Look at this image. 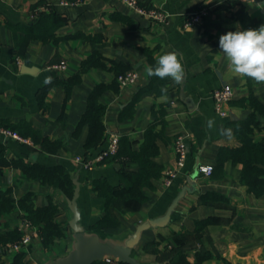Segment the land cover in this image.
Instances as JSON below:
<instances>
[{
  "label": "crops",
  "instance_id": "1",
  "mask_svg": "<svg viewBox=\"0 0 264 264\" xmlns=\"http://www.w3.org/2000/svg\"><path fill=\"white\" fill-rule=\"evenodd\" d=\"M139 2L170 13L169 22L150 19L122 0H0V124L29 137L38 132L61 142L57 151L50 152L39 144L0 135L5 156L61 165L73 178L78 176L85 236L116 246H124L139 224L163 216L185 190L168 224L142 232L128 254L133 262L107 253L92 264H172L179 252L191 264H264V193L249 189L243 179L244 163L232 154L243 146L236 133L238 121L254 115L248 136L254 142L264 140V83L233 73L219 48L222 34L264 24V9L257 8H264V0ZM45 5L48 8L42 10ZM202 8L207 9L204 19L189 31L186 14ZM37 10L49 15L39 22L33 17ZM173 50L182 58L183 82L170 79L163 87L166 93L145 91L151 82L146 73L151 60ZM95 52L100 64L82 70ZM61 63L67 67H54ZM123 69L138 72L137 84H118L117 74ZM49 77L51 82L45 83ZM74 79L77 82L70 83ZM224 86L233 89L226 116L216 111L213 98V92ZM96 91L105 107L106 130L105 142L93 155L105 150L114 136L120 137V149L128 156L140 153L150 140V160L160 172L142 188L143 204L135 209L115 207L118 224L107 228L97 227L107 213L106 198L96 183L105 180L122 188L123 173L139 172L141 163L135 156L126 162L112 158L88 170L75 160L76 155L88 153L90 125L81 121ZM209 118L215 120L211 131L206 126ZM221 126L233 130L232 140L219 134ZM180 134L188 144L187 162L167 185L166 170L177 168L173 143ZM201 164L214 165L213 174L199 172ZM7 190L16 200L34 193L36 207L53 201L59 207L57 221L65 227L64 234L48 246L36 232L21 250L23 262L68 264L78 243L69 223L73 212L68 196L54 185L29 178L20 168L0 165V191ZM14 229L26 231L19 207L0 215V234ZM10 245L0 246V264L16 262L18 251Z\"/></svg>",
  "mask_w": 264,
  "mask_h": 264
},
{
  "label": "trees",
  "instance_id": "2",
  "mask_svg": "<svg viewBox=\"0 0 264 264\" xmlns=\"http://www.w3.org/2000/svg\"><path fill=\"white\" fill-rule=\"evenodd\" d=\"M49 14L44 12L40 13L37 21L39 22ZM98 52H95L93 56L87 59L83 63L82 70H86L93 65L100 64ZM156 60H151L152 67L156 66ZM129 70V69H128ZM123 69L117 74L128 71ZM170 79H159L158 77H151L149 87L145 91L155 92L156 94L162 93L161 89L169 83ZM74 79L70 83H76ZM68 84V83H67ZM97 91L89 98V105L86 114L84 115L81 123L90 125V135L86 143L88 153L85 156H92L94 149L105 142V125L103 122V114L105 107L99 103ZM254 115L248 120L238 121L236 125V133L243 141V146L232 151L234 158L244 163L243 179L249 186L251 191H254L257 195L264 193V140L261 142H254L249 136L248 132L251 131V124L255 122ZM1 127L10 128L18 131L22 136L31 138L36 144L41 145L43 149L50 152H55L61 146V142L52 141L49 138L43 137L38 132L31 134V137L22 133L14 127L2 125ZM150 132V131H149ZM150 137V135H149ZM151 137V142H152ZM153 148L150 146V140L146 142L140 153H131L128 155L122 152L119 146V151L116 155L107 157L103 162L112 159L120 158L125 159L124 162L135 156L141 163L140 170L137 173L124 172L122 180L125 181V186L122 188H116L110 186L105 180H100L96 183L98 191L106 198L105 208L106 215L97 224V227L107 228L117 226L118 219L114 214L115 207L121 209L139 208L146 200V196L143 193L142 188L144 185H150L151 177L160 172H157L156 166L151 163L149 152ZM228 152V150H227ZM134 158V157H133ZM149 162V163H148ZM0 165L11 166L22 169V171L29 177L34 179H40L44 183H48L61 189L68 197H72L75 190V183L73 177L69 171L61 165L58 166H46L40 163H27L21 159H7L5 156V146L0 142ZM215 170V168H214ZM11 191H0V215L10 211L15 207H19L24 212V219L28 220L33 226L38 228L39 234L42 237L45 245H50L57 237L61 236L65 232V227L57 221V214L59 207L53 201H51L45 207H36L34 204V193H27L24 197L16 200L11 196ZM24 231L14 229L3 234H0V246L12 244L20 241L24 236ZM24 253L19 251L17 253L16 262L14 264H25L23 262ZM172 264H191L187 261L184 253L179 252L172 258Z\"/></svg>",
  "mask_w": 264,
  "mask_h": 264
},
{
  "label": "built area",
  "instance_id": "3",
  "mask_svg": "<svg viewBox=\"0 0 264 264\" xmlns=\"http://www.w3.org/2000/svg\"><path fill=\"white\" fill-rule=\"evenodd\" d=\"M123 2L127 3L132 9L139 12L140 14L153 19L155 21H158L160 23H168L170 19V13L159 9V8H149L145 5H142L139 0H122ZM251 2H257L259 0H248ZM63 3H68L66 1H63ZM48 8L47 5L43 6L41 9ZM206 8H202L199 11L190 12L186 14V26L192 25L195 23L201 22L205 15H206ZM41 12L37 10L33 13V17H36V19L39 17ZM56 69H65L67 66L66 64H56L54 65ZM139 79V74L135 70H128L124 73H121L118 76V81L121 86H131L137 84ZM233 97V89L231 86H224L221 87L213 92V98L215 103V109L216 111L222 115L226 116L228 114L227 110V104L230 102V100ZM0 135H3L5 137H12L15 139H18L22 142L34 144L31 138H27L22 136L18 131L12 130L10 128L1 127L0 126ZM120 146V137L114 136L110 142L108 147L100 152L98 155H92V156H83V155H76L75 160L81 164L84 168L88 170H93L100 162H103L107 157L114 156L118 153ZM173 148L177 156V168L174 169H168L166 170V184L171 185L173 182V179L178 175L180 170L185 166L188 158V144L186 141V137L183 134L177 135L174 139ZM214 165H205L201 164L199 165L198 169L199 172H201L204 175H212L214 172ZM26 223V231L24 233V236L21 238L20 241L12 243L10 246L16 251H21L25 246H27L33 236L37 234L36 232H39L38 228L33 226L28 220L25 219Z\"/></svg>",
  "mask_w": 264,
  "mask_h": 264
},
{
  "label": "clouds",
  "instance_id": "4",
  "mask_svg": "<svg viewBox=\"0 0 264 264\" xmlns=\"http://www.w3.org/2000/svg\"><path fill=\"white\" fill-rule=\"evenodd\" d=\"M206 4L212 3V0H204ZM223 2V0H219ZM259 9H264L257 6ZM189 31H193L191 26ZM219 48L225 55L229 68L236 75H243L253 79L257 84L264 83V24L258 28H249L246 30L228 31L219 37ZM146 73L149 77H158L159 79H171L174 83L183 82L185 75L184 65L180 54L173 50L166 52L158 57L156 66L148 67ZM51 78H47L45 83H50ZM162 92H167V88H162ZM206 126L211 131L215 126V120L209 118ZM219 134L228 140L233 139V130L231 128H219Z\"/></svg>",
  "mask_w": 264,
  "mask_h": 264
},
{
  "label": "water",
  "instance_id": "5",
  "mask_svg": "<svg viewBox=\"0 0 264 264\" xmlns=\"http://www.w3.org/2000/svg\"><path fill=\"white\" fill-rule=\"evenodd\" d=\"M189 103L191 100L188 101ZM75 183V190L72 197H68V204L70 209L73 212V217L70 220V225L78 236V243L76 248L72 253L68 264H92L94 261L102 259L105 254L111 253L120 256L123 260H129L133 262L132 259H129L128 254L130 253L131 248L137 246L140 242L142 232L152 226H164L168 224L172 218V214L175 211L176 206L178 205L179 200L183 197L185 190H183L169 206L167 212L160 217L151 219L149 221L143 222L137 226L136 231L126 240L124 246H116L111 242L95 239L89 240L85 236V227L81 224V210L78 205V198L80 196L81 182L79 177L76 176L73 178Z\"/></svg>",
  "mask_w": 264,
  "mask_h": 264
}]
</instances>
